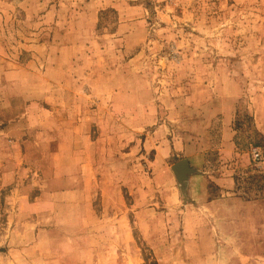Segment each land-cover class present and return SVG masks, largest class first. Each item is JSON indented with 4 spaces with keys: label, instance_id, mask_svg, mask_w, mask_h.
<instances>
[{
    "label": "rangeland",
    "instance_id": "1",
    "mask_svg": "<svg viewBox=\"0 0 264 264\" xmlns=\"http://www.w3.org/2000/svg\"><path fill=\"white\" fill-rule=\"evenodd\" d=\"M0 264H264V0H0Z\"/></svg>",
    "mask_w": 264,
    "mask_h": 264
},
{
    "label": "crops",
    "instance_id": "2",
    "mask_svg": "<svg viewBox=\"0 0 264 264\" xmlns=\"http://www.w3.org/2000/svg\"><path fill=\"white\" fill-rule=\"evenodd\" d=\"M189 191H191L192 193H194V199H195V203L198 205H202L204 206V204H207V199H206V186H205V182H203V180H190L189 179V187H188Z\"/></svg>",
    "mask_w": 264,
    "mask_h": 264
},
{
    "label": "water",
    "instance_id": "3",
    "mask_svg": "<svg viewBox=\"0 0 264 264\" xmlns=\"http://www.w3.org/2000/svg\"><path fill=\"white\" fill-rule=\"evenodd\" d=\"M172 171L176 175V177L179 180V182H182L183 180H185L186 179V175L190 172L188 170L187 163L184 162V161L176 164L172 168Z\"/></svg>",
    "mask_w": 264,
    "mask_h": 264
}]
</instances>
